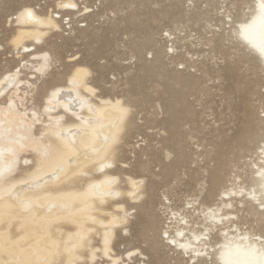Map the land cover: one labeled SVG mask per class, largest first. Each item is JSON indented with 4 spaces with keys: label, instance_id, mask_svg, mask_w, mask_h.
Wrapping results in <instances>:
<instances>
[{
    "label": "rangeland",
    "instance_id": "obj_1",
    "mask_svg": "<svg viewBox=\"0 0 264 264\" xmlns=\"http://www.w3.org/2000/svg\"><path fill=\"white\" fill-rule=\"evenodd\" d=\"M59 1L0 0V39L16 33L23 5L52 12L61 25L39 42L26 40L29 50H0V76L21 70L20 79L35 83L33 102L40 105L53 85L67 83L75 63L90 68L93 99L117 96L131 110L113 169L146 182L128 233L117 230L114 252L127 264H216L212 256L190 262L159 237V202L166 194L172 210L202 227L201 205L213 204L228 178L239 175L247 185L253 176L249 163L264 134V62L235 31L253 1L75 0L73 10L58 8ZM41 51L51 54L52 65L31 79V53ZM239 214L256 225L253 212ZM257 227L264 232L261 221ZM135 248L143 258L128 259Z\"/></svg>",
    "mask_w": 264,
    "mask_h": 264
},
{
    "label": "bare ground",
    "instance_id": "obj_2",
    "mask_svg": "<svg viewBox=\"0 0 264 264\" xmlns=\"http://www.w3.org/2000/svg\"><path fill=\"white\" fill-rule=\"evenodd\" d=\"M252 1L250 16L237 20L235 31L264 62V0ZM57 6L73 10L78 4L60 0ZM58 17L36 12L35 20L17 23L11 39L29 50L25 41L39 42L60 28ZM31 56V79H38L47 72L37 69L46 57L51 67L52 56L48 51ZM76 68L91 74L75 63L67 83L53 85L40 105L33 102L35 83L20 79L21 70L0 76V264H127L112 242L118 229L128 233L132 208L146 192L144 178L130 173L121 178L113 169L131 110L117 96L94 100L90 75L83 87L69 83ZM260 141L248 184H239V175L228 178L216 201L201 205L202 227L192 228L186 216L165 208L166 194L160 198L159 237L190 262L212 256L216 264H264V235L257 227L264 224V134ZM245 211L256 216L255 226L240 217ZM156 221L151 216L148 224ZM133 256L143 258L144 252L135 248L126 257Z\"/></svg>",
    "mask_w": 264,
    "mask_h": 264
},
{
    "label": "snow or ice",
    "instance_id": "obj_3",
    "mask_svg": "<svg viewBox=\"0 0 264 264\" xmlns=\"http://www.w3.org/2000/svg\"><path fill=\"white\" fill-rule=\"evenodd\" d=\"M36 19V9L34 6H28V5H23L22 6V11L20 12L19 17H17L16 22L17 23H24L29 20H35ZM9 45H15L16 47H20V44L17 39H10L9 37L5 36L3 39H0V50H5L9 47ZM171 51V49H169ZM73 60L78 59L77 57H72ZM50 67L49 63V58L46 57V62L45 64L37 69V71L41 74H44L48 71ZM180 67H183V65H180ZM90 75V73L84 69V68H76L72 73H71V79L69 83L76 87H83L87 83V77ZM90 91H92L90 89ZM53 95H56V93H53ZM163 199V198H162ZM170 201L165 204V208H168L170 206ZM261 235H264V232L261 233ZM162 238H166L167 233L163 232L161 234ZM107 243V242H106ZM202 264H207V261L202 262Z\"/></svg>",
    "mask_w": 264,
    "mask_h": 264
},
{
    "label": "water",
    "instance_id": "obj_4",
    "mask_svg": "<svg viewBox=\"0 0 264 264\" xmlns=\"http://www.w3.org/2000/svg\"><path fill=\"white\" fill-rule=\"evenodd\" d=\"M247 47V46H246ZM252 51V50H251Z\"/></svg>",
    "mask_w": 264,
    "mask_h": 264
}]
</instances>
